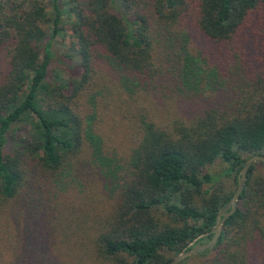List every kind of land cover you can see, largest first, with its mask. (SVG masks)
Here are the masks:
<instances>
[{
  "label": "trees",
  "instance_id": "obj_1",
  "mask_svg": "<svg viewBox=\"0 0 264 264\" xmlns=\"http://www.w3.org/2000/svg\"><path fill=\"white\" fill-rule=\"evenodd\" d=\"M44 1L0 12V245L10 264H66L56 236L80 260L167 264L209 239L232 194L203 168L225 162L235 183L244 159L264 154V0ZM64 19L67 77L51 78ZM254 163L212 249L189 258L264 264ZM94 184L107 211L89 226L71 218L89 231L55 234L68 224L56 193Z\"/></svg>",
  "mask_w": 264,
  "mask_h": 264
},
{
  "label": "rangeland",
  "instance_id": "obj_2",
  "mask_svg": "<svg viewBox=\"0 0 264 264\" xmlns=\"http://www.w3.org/2000/svg\"><path fill=\"white\" fill-rule=\"evenodd\" d=\"M9 0H0V12L5 11L6 7H8ZM45 9L47 11L50 10L49 4L46 1H44ZM48 14H50L48 12ZM58 32H56L53 35V38L51 39V45L50 50L52 52V58H51V64H50V73L51 78L53 77V74H60L63 78L67 77V69H64V64L68 65L69 60L66 58V54L72 53L70 47L71 43L73 42V38L71 36L70 26L68 20H62L58 24ZM46 29V28H45ZM48 31V30H47ZM49 33V32H48ZM5 55L0 53V77H1V70L3 68L4 62H5ZM193 113H185L186 116H190ZM227 164L225 162H222L218 159L214 160L212 163L206 165L203 168L204 172H208L210 174L216 175L218 177L217 181L221 188L225 190H233L236 186V176H235V183H233V179L231 174L226 175ZM253 172L255 174H260L264 177V164H260L258 162L254 163V169ZM251 183V182H250ZM206 186V185H204ZM232 191V192H233ZM88 198V199H87ZM54 202H56V207L53 210V213L55 216H59L60 218H64L66 222H68L66 229L62 228L61 225L55 224L54 233H60L63 231H89V227L83 226L78 219L71 221V218L73 217H82L84 215L86 216V219L84 222L86 224L91 225L93 221L99 220V217L101 216L102 212L107 211L109 207V203L111 202V199L99 197L97 193V185H89L87 189L82 190L79 186L73 187L70 186L68 189L63 191H59L58 194L56 193V196L53 199ZM239 201L236 200V205H239ZM76 205V206H75ZM74 207L81 210L82 213H80L78 210L75 211V214L72 216L65 215V211H68ZM235 210V209H234ZM59 213V214H58ZM165 219V217H163ZM224 221V220H223ZM223 223V222H222ZM264 224V222H262ZM222 228V224H221ZM221 230V229H220ZM264 231V229L262 230ZM53 233V234H54ZM201 236V235H200ZM210 238V237H209ZM194 241V240H193ZM190 242V245H193L195 243L200 242ZM206 242V241H205ZM55 249H59V251H64V260L66 264H97L93 263L94 257L90 255L89 258H85L84 260H80L77 256V254H72L66 251V247L64 243L61 241V238L56 236L55 240ZM253 253L257 257H263L264 256V238H258L257 241L254 243V247H252ZM10 256L11 251L5 250L0 245V264H10ZM191 256V255H190ZM208 257L201 258L199 260H194L188 257L184 258L177 264H205Z\"/></svg>",
  "mask_w": 264,
  "mask_h": 264
},
{
  "label": "water",
  "instance_id": "obj_3",
  "mask_svg": "<svg viewBox=\"0 0 264 264\" xmlns=\"http://www.w3.org/2000/svg\"><path fill=\"white\" fill-rule=\"evenodd\" d=\"M254 162L264 163V154L262 155L252 154L244 159L242 166L240 167V169L236 174V186L234 191L232 192L226 204L215 214L214 223L211 229L209 230V232L211 233L210 238L206 242L195 243L191 245L189 248L179 251L174 257H172L169 260L167 264H177L178 262H180L181 260H183L184 258L190 255H195L198 252L204 251L206 249L207 250L212 249L220 232L221 224L223 220L228 215H230L235 209L236 200L245 181L246 171L249 165H251Z\"/></svg>",
  "mask_w": 264,
  "mask_h": 264
}]
</instances>
